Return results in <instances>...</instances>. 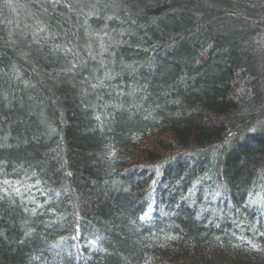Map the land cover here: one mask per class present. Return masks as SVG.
Instances as JSON below:
<instances>
[{
  "label": "trees",
  "instance_id": "trees-1",
  "mask_svg": "<svg viewBox=\"0 0 264 264\" xmlns=\"http://www.w3.org/2000/svg\"><path fill=\"white\" fill-rule=\"evenodd\" d=\"M0 264H264V0H0Z\"/></svg>",
  "mask_w": 264,
  "mask_h": 264
}]
</instances>
